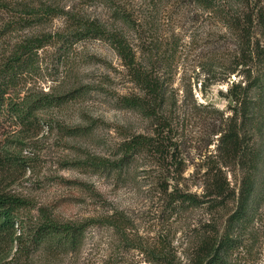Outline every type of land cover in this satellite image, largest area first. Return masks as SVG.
Masks as SVG:
<instances>
[{
	"label": "rangeland",
	"instance_id": "1",
	"mask_svg": "<svg viewBox=\"0 0 264 264\" xmlns=\"http://www.w3.org/2000/svg\"><path fill=\"white\" fill-rule=\"evenodd\" d=\"M42 2L69 15L33 24L25 7ZM123 3L131 24L116 21L98 0H0V76L12 81L13 103L73 93L36 113L32 126L7 113L0 118V195L26 202L20 220L0 232V264H195L205 244L229 230L244 176L240 164H228L220 153L236 106L230 91L245 81L246 68L228 56L235 38L227 34L224 44L225 30L195 0ZM75 19L126 33L138 55L150 42L176 47L172 71L155 67L148 54L142 62L165 82L159 117L123 107V97L143 93L107 40L56 38L30 69L6 71L27 40L68 37ZM61 125L79 130L61 132ZM137 136L153 146L128 158L122 171L94 167L119 160L122 145ZM220 170L222 197L212 183ZM255 176L252 216L232 235L243 245L228 252L231 264H264V148ZM178 193L201 203L178 201ZM50 221L85 226L76 251L62 235L39 241Z\"/></svg>",
	"mask_w": 264,
	"mask_h": 264
},
{
	"label": "trees",
	"instance_id": "2",
	"mask_svg": "<svg viewBox=\"0 0 264 264\" xmlns=\"http://www.w3.org/2000/svg\"><path fill=\"white\" fill-rule=\"evenodd\" d=\"M98 1H101L112 12L116 21L130 24L133 22L123 0ZM152 1L154 2V0ZM195 3L217 19L225 30L226 33L222 36L224 44L229 42L227 34L235 38L236 49L234 52H229L228 56L233 59V64L237 68L241 66L246 68L244 71L245 81L234 83L230 91L236 106L230 120L231 125L224 131L220 141L222 159L228 164L235 162L240 164L244 174L238 210L229 219V230L226 235L217 241L207 242L195 263L231 264L228 252L243 245L240 235L236 237L232 235L236 230L245 227L252 216L256 188L255 175L259 170L264 148V0H195ZM25 8L30 13L33 24L44 22L61 14L69 15L65 9H61L55 3L42 2L37 7L30 5ZM74 26L75 30L69 33L68 37L58 33L55 36L34 37L27 40L13 55L11 68L6 71L12 73L19 69H30L38 51L45 46L46 42H52L56 38L63 42L71 39L72 43L88 39L107 40L118 52L125 66L130 70L133 82L143 93V95L133 94L123 97L121 100L123 107L137 110L151 119L159 117L164 107L165 82L159 71L150 70L142 62L148 54L155 67L159 65L164 70L172 71L173 63L176 62V47L162 50L161 47L153 46V43L150 42L143 46L145 55H138L139 51L130 42L127 34L122 31L111 32L102 22L84 19H75ZM10 80V78L0 76V118L7 113L11 118H18L22 124L34 125L33 119L36 113L59 106L73 96V93L69 94V97H56L49 94L40 97L31 96L24 99L21 104H16L11 99L10 84L12 81ZM67 129L65 126H60L61 132H78L79 130V128ZM152 146L150 138L137 136L122 145L123 157L119 160L93 165L97 169L122 171L129 163L128 158ZM221 173H223L221 170L218 171L212 182L219 197L225 196L222 191V183H219ZM177 196L176 200L183 203H201L192 194L178 193ZM25 206L26 202L20 198L0 195V232L20 220L19 212ZM84 230V225H59L50 221L39 230V241L45 240V237L48 236L62 235L76 251Z\"/></svg>",
	"mask_w": 264,
	"mask_h": 264
}]
</instances>
